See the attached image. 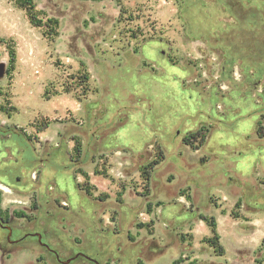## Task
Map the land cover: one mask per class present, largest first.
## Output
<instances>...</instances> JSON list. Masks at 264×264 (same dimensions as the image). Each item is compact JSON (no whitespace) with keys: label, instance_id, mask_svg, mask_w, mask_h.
I'll return each instance as SVG.
<instances>
[{"label":"rangeland","instance_id":"1","mask_svg":"<svg viewBox=\"0 0 264 264\" xmlns=\"http://www.w3.org/2000/svg\"><path fill=\"white\" fill-rule=\"evenodd\" d=\"M21 1L0 0V171L24 143L40 165L6 168L30 189L0 182V211L47 248L0 229V264H264V0H32L40 27Z\"/></svg>","mask_w":264,"mask_h":264},{"label":"flooded vegetation","instance_id":"2","mask_svg":"<svg viewBox=\"0 0 264 264\" xmlns=\"http://www.w3.org/2000/svg\"><path fill=\"white\" fill-rule=\"evenodd\" d=\"M196 28H199V27H196ZM186 33V31H185ZM191 33H195L194 31H191ZM209 30H198V32H196V36L197 38H203L204 40H206L207 42L209 41V38H210V34H209ZM223 40H217L216 43L217 44H220L222 43ZM236 47L237 48H244L245 45H249V44H246L248 43L247 40H245V38H236ZM162 53H164L162 51ZM218 53V52H216ZM219 57L221 58L222 57V53H219ZM220 76H221V73H220ZM1 126H0V131H1ZM2 134V133H1ZM14 134L16 135H19L22 134L21 132L19 131H16L14 132ZM3 135V134H2ZM192 136V135H191ZM191 136H187L186 138H190ZM178 137H181V130H177L176 131V134L174 135V138H178ZM185 138V139H186ZM19 146V145H18ZM21 148L22 152L19 153L16 157H14V159H11L8 163L9 165L7 167H5V169L1 170L0 172L3 173L4 175H8L9 173L6 170V168H10L12 169V172L13 171H17L16 173L20 174V175H23L25 176L26 175V178H28L29 176L32 178L34 173H35V169L37 168V166H39V155H37L36 153H34L30 146L26 143H24V147H20L19 146V149ZM29 149L30 150V155H28V157H26V150ZM29 156L31 157V159H28ZM45 157L47 158H50V155H45ZM75 163H80V162H77L79 160H74ZM73 168L75 169V164L73 163ZM22 173V174H21ZM12 175H8V178L6 180L4 179H0V182L8 185V186H11L17 190H20V191H24V190H28L30 189V181H27V179L24 180V177L21 178V177H16V176H12ZM10 213H7V216H9ZM9 217H6L4 214H2V212L0 211V229L2 231H4L6 233V239L11 242V243H19L21 241H24L25 238L27 237H33V238H36L37 242H40V244L42 246H44L45 248H47L41 241H39V234L37 232H27V231H24L21 233V236L19 238H16L14 236V231L13 229L11 228L10 224H9V221L8 219ZM75 256H73L71 259L69 260H72ZM77 257H83V254L82 253H78L77 254ZM84 258L88 261H94L96 262L97 260L93 257L92 255V258H88V257H85ZM68 262V260H67ZM69 263V262H68Z\"/></svg>","mask_w":264,"mask_h":264},{"label":"trees","instance_id":"3","mask_svg":"<svg viewBox=\"0 0 264 264\" xmlns=\"http://www.w3.org/2000/svg\"><path fill=\"white\" fill-rule=\"evenodd\" d=\"M21 5L23 6V7H26V9H27V11H28V14H29V18H30V20H31V22L35 25V26H37V27H40L41 26V20H39L38 18H37V15H36V12H35V6H34V4H33V2H32V0H23V1H21ZM52 22H54V23H58V21L57 20H51ZM15 62H16V53H15V51H11V52H9V69H8V72H10V70H14V64H15ZM201 134H202V132H199L198 134H196V135H192L190 138H186V143L187 144H193V142H192V140L194 139V138H197L198 137V135H200L201 136ZM261 136H264V132L261 134ZM202 140L204 139V136H202V138H201ZM201 140V141H202ZM195 149H199V147H196ZM163 159H164V155H163V153H159V156H158V160H154L152 163H150L145 169H144V171H143V175L145 176V179L147 180V181H149L150 180V178H151V173H152V171H153V169L156 167V166H158L162 161H163ZM212 227H213V233L215 234L216 233V229H215V227H216V224L215 223H213L212 224ZM218 236H216L215 237V240H211L210 241V243H212V245L213 246H215L216 247V245H217V242H218ZM178 263V262H177Z\"/></svg>","mask_w":264,"mask_h":264},{"label":"water","instance_id":"4","mask_svg":"<svg viewBox=\"0 0 264 264\" xmlns=\"http://www.w3.org/2000/svg\"><path fill=\"white\" fill-rule=\"evenodd\" d=\"M45 245V244H44ZM47 247V245H45ZM71 260H68V262H70Z\"/></svg>","mask_w":264,"mask_h":264}]
</instances>
